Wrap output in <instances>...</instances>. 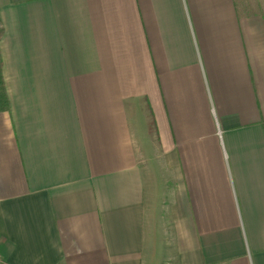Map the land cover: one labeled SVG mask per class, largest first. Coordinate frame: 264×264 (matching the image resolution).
<instances>
[{"label": "crops", "instance_id": "crops-1", "mask_svg": "<svg viewBox=\"0 0 264 264\" xmlns=\"http://www.w3.org/2000/svg\"><path fill=\"white\" fill-rule=\"evenodd\" d=\"M0 16V264H264V0Z\"/></svg>", "mask_w": 264, "mask_h": 264}, {"label": "trees", "instance_id": "trees-1", "mask_svg": "<svg viewBox=\"0 0 264 264\" xmlns=\"http://www.w3.org/2000/svg\"><path fill=\"white\" fill-rule=\"evenodd\" d=\"M0 19H1V16H0ZM3 33H4V28L2 26V20H0V42L2 39ZM2 67H3V62L1 58V48H0V112H7L10 109V103H9V99L6 93L3 72L1 71Z\"/></svg>", "mask_w": 264, "mask_h": 264}, {"label": "rangeland", "instance_id": "rangeland-1", "mask_svg": "<svg viewBox=\"0 0 264 264\" xmlns=\"http://www.w3.org/2000/svg\"><path fill=\"white\" fill-rule=\"evenodd\" d=\"M163 264V263H162Z\"/></svg>", "mask_w": 264, "mask_h": 264}]
</instances>
